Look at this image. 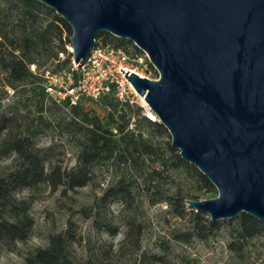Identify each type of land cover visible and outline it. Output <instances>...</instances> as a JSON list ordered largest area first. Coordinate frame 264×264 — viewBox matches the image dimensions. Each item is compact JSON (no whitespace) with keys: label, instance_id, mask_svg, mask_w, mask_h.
<instances>
[{"label":"water","instance_id":"water-1","mask_svg":"<svg viewBox=\"0 0 264 264\" xmlns=\"http://www.w3.org/2000/svg\"><path fill=\"white\" fill-rule=\"evenodd\" d=\"M36 1L69 25L75 64L101 32L147 54L158 78H125L217 192L190 208L264 224V0Z\"/></svg>","mask_w":264,"mask_h":264},{"label":"rangeland","instance_id":"rangeland-1","mask_svg":"<svg viewBox=\"0 0 264 264\" xmlns=\"http://www.w3.org/2000/svg\"><path fill=\"white\" fill-rule=\"evenodd\" d=\"M20 16L18 8L7 0H0V41L3 43L0 45V57L7 58L12 49L10 41L17 43L26 33L37 41L35 48L27 56L17 49L14 54L24 59L36 78L14 82L16 89H13L7 84L5 70L0 65V118L9 119L6 126L0 123V139L6 129L30 134L45 160L46 169L58 166L61 171H68L76 164L83 139V133L78 130L80 123L76 121L77 124L70 125V113L55 106L53 99L43 94L44 85L53 81L54 75L62 76L65 80L69 64H63L62 60L66 52L58 56L59 60L50 57L51 52L58 50L57 38L50 36V47L46 49L38 38L36 26L27 25L23 29ZM52 20V14L42 12L38 29L41 30ZM60 36L68 52L66 46L70 42L67 39L71 35L63 27ZM101 37L114 45L118 43L117 37ZM149 70L150 77L154 78L157 72L151 68ZM41 96L43 104L40 102ZM41 105L42 109L39 110ZM81 105L89 115L98 117L103 123H110V132L115 137L118 135L120 104L109 110L103 105L101 97L98 101L83 97ZM135 108L126 114L127 119L134 115L137 120ZM40 116L43 121H40ZM137 129L144 138L151 140L162 158V166L160 160L153 157L144 165L133 168L128 164L130 157L125 151L126 161L109 159L93 163L89 168V180L83 186L52 189L42 181L32 187L17 188L13 197L28 205L33 231L25 243L10 247L0 245V264H23L29 251L44 247L48 235L63 231L68 221L73 230L69 249L77 262L91 258L97 264H264V232L241 241L230 235L231 229L238 224L240 214L219 220L218 228L205 230L203 239L192 234L191 208L186 200L213 198L217 195L216 190L214 193L208 192L197 182L195 173H188L182 166H171L178 150H169L171 137L166 129L161 134L142 124H138ZM115 152L118 153L119 149L116 148ZM13 157L0 145V174L11 170ZM153 167L160 172L153 173ZM120 177L129 186L132 197L127 209L119 201L103 203L98 200L102 191ZM159 196L183 199L188 214L184 218L175 216L173 199L172 205L165 200L149 203L150 199ZM203 214L209 219L206 213ZM132 219L135 225H141V231L138 233L133 229L127 237L125 223ZM111 231H114L113 234Z\"/></svg>","mask_w":264,"mask_h":264},{"label":"trees","instance_id":"trees-1","mask_svg":"<svg viewBox=\"0 0 264 264\" xmlns=\"http://www.w3.org/2000/svg\"><path fill=\"white\" fill-rule=\"evenodd\" d=\"M9 4L15 6L20 11V20L23 29L25 26H36L37 35L40 41L45 44V48L50 47V36L57 38L58 50L51 52L50 57L55 60H59L58 53L66 52L65 44L60 36L62 28H66L71 35V29L69 25L53 10L46 7L36 0H7ZM44 12L53 15V20L47 22L41 30L37 26L40 19V14ZM112 37V35L101 32L99 36ZM116 38V37H112ZM118 43L116 45L128 43L124 39L117 38ZM31 37L26 33L18 40L17 43L10 41L12 49L8 52V57H0V65L5 70L7 78V84L13 86L14 82H23L27 78H36L34 73L29 71L27 63L21 56L15 55L14 50H20L23 56H27L28 52L35 48V43ZM69 43V38L67 39ZM0 45L3 43L0 41ZM71 56L66 54L62 60L63 64L70 63ZM155 75H157L155 73ZM43 94L45 95L44 89ZM104 106H107L109 110H113L118 105L110 94H105L101 97ZM43 104V96L40 99ZM55 106L56 104L52 102ZM67 104V101L64 102ZM42 109V105L39 110ZM134 107L126 105L119 109L120 124L118 126V135L115 137L110 132V123H103L98 117L89 115L83 110L81 101L75 105L69 107V113L71 115V123L79 124L78 130L83 133V139L80 143L79 152L76 157V164L68 171H61L58 166H50L47 169L44 166L45 160L41 157L40 151L34 142L32 136L27 133L13 132L10 129H6V133L0 139V145L5 148L7 153L13 154V165L11 170L6 173L0 174V245L7 247L15 246L16 243H25L30 237L33 231V222L28 215L29 207L25 201H18L13 197V192L17 188L32 187L39 182H47L52 189L63 186L66 188H74L77 186H83L89 180V168L93 163L103 160L115 159L118 162L126 161L125 151L130 157L128 160L129 166L138 168L145 164L147 160H151L153 157L160 160L159 164L162 166V158L157 152V149L152 144L151 140L143 137V133L137 129L138 124L144 125V127L154 130L157 133L165 132V128L156 122H151L145 117L140 115V108H135V127L128 128V119L126 114L134 111ZM110 114V113H109ZM9 119L0 118L2 126H6ZM40 121H43L40 116ZM77 121V122H76ZM118 148L119 152H115ZM170 151L174 152L171 146H168ZM164 165L166 163L164 162ZM172 167H184L188 173H195L198 177L197 182L202 188L208 192H215V187L211 182L202 175L199 170L184 161L179 153H175V160L171 163ZM156 167L152 168V172L158 174L160 171H156ZM174 205H172V200ZM103 203L110 201H119L123 205L124 209L130 207L132 197L129 186L126 184L124 178L120 177L113 184L106 187L100 197L98 198ZM165 200L169 205L174 206V215L180 218H184L188 211H186L184 200L179 197H164L162 196L150 199L149 203L154 204ZM192 224V234L203 239L206 234L205 230H214L219 226L220 221L212 222L210 219L205 218L204 214L194 209L189 210ZM95 221V216L94 219ZM128 237L133 229L140 233L141 225H135V220L126 221ZM114 231H111L113 234ZM264 232V224L257 219L251 217L246 213L239 215L238 224L230 231L232 238L236 240H245L256 234ZM73 240V230L71 228V222L68 221L66 228L56 234L48 235L47 244L44 247H37L28 252L23 259V264H97L95 260L88 258L82 262H77L71 256L70 243Z\"/></svg>","mask_w":264,"mask_h":264},{"label":"built area","instance_id":"built-area-1","mask_svg":"<svg viewBox=\"0 0 264 264\" xmlns=\"http://www.w3.org/2000/svg\"><path fill=\"white\" fill-rule=\"evenodd\" d=\"M66 48V54L71 58L65 80L62 76L54 75L53 81L44 85L45 94L50 96L56 105L69 111V107L81 101L83 97L98 101L103 95L110 94L121 107H139L141 116L159 123L157 115L124 76L128 70L151 80L158 78L157 73L154 78L150 77L149 69H155L144 51L130 41L114 45L99 36L87 57L75 64L71 44ZM62 55L63 52L58 53V56ZM120 69H124V72L121 73ZM134 121V115L129 116L128 128H133Z\"/></svg>","mask_w":264,"mask_h":264}]
</instances>
